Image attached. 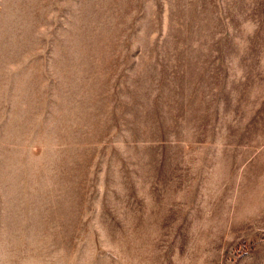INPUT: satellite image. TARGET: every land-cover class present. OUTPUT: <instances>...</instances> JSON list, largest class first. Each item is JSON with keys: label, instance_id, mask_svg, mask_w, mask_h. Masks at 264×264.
<instances>
[{"label": "rangeland", "instance_id": "1", "mask_svg": "<svg viewBox=\"0 0 264 264\" xmlns=\"http://www.w3.org/2000/svg\"><path fill=\"white\" fill-rule=\"evenodd\" d=\"M0 264H264V0H0Z\"/></svg>", "mask_w": 264, "mask_h": 264}]
</instances>
